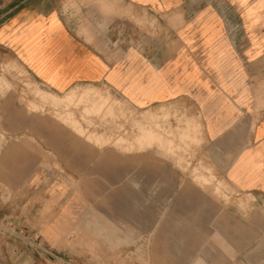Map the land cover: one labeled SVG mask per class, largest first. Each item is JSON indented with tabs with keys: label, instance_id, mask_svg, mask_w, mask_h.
Segmentation results:
<instances>
[{
	"label": "crops",
	"instance_id": "crops-1",
	"mask_svg": "<svg viewBox=\"0 0 264 264\" xmlns=\"http://www.w3.org/2000/svg\"><path fill=\"white\" fill-rule=\"evenodd\" d=\"M0 49L48 89L64 93L47 94L57 100L82 85H103L132 109L135 125L145 112L158 116L162 129L171 124L173 141L176 118L199 122L216 170L246 197L244 210L229 211L237 230L231 234L248 243L264 237V0H0ZM100 99L98 110L111 108L109 96ZM23 149L22 165L11 161L4 171L26 176L0 177V228L8 236L0 243V264H63L53 248L78 217L73 184L35 167L38 156ZM150 151L152 160L161 153L157 146ZM169 174L151 165L137 184L153 188L162 180L172 187Z\"/></svg>",
	"mask_w": 264,
	"mask_h": 264
},
{
	"label": "rangeland",
	"instance_id": "rangeland-1",
	"mask_svg": "<svg viewBox=\"0 0 264 264\" xmlns=\"http://www.w3.org/2000/svg\"><path fill=\"white\" fill-rule=\"evenodd\" d=\"M138 26L141 31L147 29L144 23ZM76 88L69 93L75 92L78 101L66 107L62 100L47 95L54 92L0 49V177L12 180L26 176L4 171L12 162L22 165L26 145L38 156L35 167H46L73 184L69 190L77 196L78 217L53 248L63 264H234L238 258L264 260V237H249L248 243L246 236L231 234L237 230H231L230 225L236 222L232 223L229 211L244 210L246 197L216 170L212 143L206 141L199 122L176 118L180 143L168 135L171 124L169 129H162L160 118L149 112L136 126L135 113L108 87ZM102 95L112 99L111 109L85 112V108L98 109ZM189 111L195 113L193 108ZM67 114L91 134L104 135L111 142L99 144L90 133L74 126L79 137L71 122H64ZM164 117L168 118L167 113ZM147 130L165 137L163 144L143 137ZM196 131L197 140L192 135ZM120 136L125 141L115 142ZM154 146L164 153L154 152L152 160L149 155ZM142 151L144 155L136 157V152ZM151 165L169 168L174 186L166 187L161 180L157 187L141 188L137 184L140 171ZM7 237L0 228V243Z\"/></svg>",
	"mask_w": 264,
	"mask_h": 264
},
{
	"label": "bare ground",
	"instance_id": "bare-ground-1",
	"mask_svg": "<svg viewBox=\"0 0 264 264\" xmlns=\"http://www.w3.org/2000/svg\"><path fill=\"white\" fill-rule=\"evenodd\" d=\"M80 99L81 98H79V101H80ZM60 100H62V102L65 104V106L66 107H69L70 106V108H71V105H73L76 101H78V98H76V93L75 92H73V93H69V95L67 96V97H64V98H62V99H60ZM59 106V104H56L55 106ZM75 105V104H74ZM101 105H102V102H100V105H99V107H98V109H100V107H101ZM95 109H97V107L95 108V107H91V108H85V112H97L98 111V109L97 110H95ZM111 109V108H110ZM59 115V114H58ZM75 115V114H74ZM67 116H70V119H68L70 122H71V124L73 125V127L75 126V127H79V129H80V127L84 130V131H87L88 132V130L85 128H83V127H85V126H81L82 125V123H81V125L79 124V122L77 121V120H75V119H73L72 118V116H71V114H67ZM66 117V116H65ZM74 118H76L75 116H74ZM193 120V119H192ZM73 121H75L76 123H74L73 124ZM195 123V122H194ZM79 129H78V131H79ZM90 130V129H89ZM81 131V130H80ZM79 133V132H78ZM88 133H90V135L92 136V139L95 141L96 140V142H98L99 141V139L98 138H96V136H94L95 134H91V132H88ZM92 133H94V132H92ZM179 133V132H178ZM161 134V133H160ZM254 135V134H253ZM143 137H145V138H147L148 140L150 139V140H154V141H156L159 145H162L163 144V138H165V137H163V136H161L160 137V135H157V132L155 133V131L154 130H147V131H145L144 133H143V135H142ZM141 136V137H142ZM121 137V136H120ZM120 141H125V139L123 140L122 139V137L121 138H117L116 139V142H120ZM131 146H132V144H131ZM167 147H169V146H167ZM129 148V147H128ZM182 158V157H181Z\"/></svg>",
	"mask_w": 264,
	"mask_h": 264
}]
</instances>
